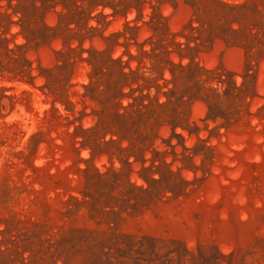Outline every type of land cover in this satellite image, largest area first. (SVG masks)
Returning <instances> with one entry per match:
<instances>
[{
	"label": "rangeland",
	"instance_id": "1",
	"mask_svg": "<svg viewBox=\"0 0 264 264\" xmlns=\"http://www.w3.org/2000/svg\"><path fill=\"white\" fill-rule=\"evenodd\" d=\"M0 264H264V0H0Z\"/></svg>",
	"mask_w": 264,
	"mask_h": 264
}]
</instances>
